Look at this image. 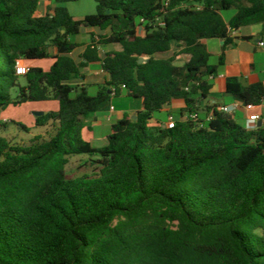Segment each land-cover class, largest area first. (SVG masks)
<instances>
[{"label": "trees", "instance_id": "trees-1", "mask_svg": "<svg viewBox=\"0 0 264 264\" xmlns=\"http://www.w3.org/2000/svg\"><path fill=\"white\" fill-rule=\"evenodd\" d=\"M40 1L0 0V111L58 105L34 118L47 137L27 145L0 137V264H264V129L248 131L214 108L203 128L149 126L172 100H183L181 115L198 111L222 64L209 63L203 41L228 46L233 32L256 25L264 36V0H94L82 19L65 6L81 0H52L51 14L37 17ZM86 28L110 33L76 64L69 38ZM98 44L121 50L100 60ZM173 45L190 57L181 66L157 57ZM49 48L57 56L47 71L15 74L18 62L49 58ZM94 62L107 77L90 95L72 81ZM122 90L140 104L136 119L116 122L107 144L93 147L86 120ZM226 94L255 106L264 86L229 78ZM74 156L91 173L68 177Z\"/></svg>", "mask_w": 264, "mask_h": 264}, {"label": "crops", "instance_id": "crops-1", "mask_svg": "<svg viewBox=\"0 0 264 264\" xmlns=\"http://www.w3.org/2000/svg\"><path fill=\"white\" fill-rule=\"evenodd\" d=\"M54 7L52 0H41L38 4L35 16H44L47 13L51 14ZM110 31L99 30L98 28H86L83 29L79 35L70 37L69 40L78 44V47L71 52L68 56L76 63L79 64L82 61L81 56L85 49L91 42H98L101 36H108ZM143 29H137V34L142 35ZM233 41L231 45L223 46L222 40H217L218 53L216 54V64L221 61V66L218 67L217 75L213 77L211 82V88L206 99L200 100L197 104L198 112L202 118H204L207 110L214 108L217 110L222 106H231L233 104H239V107L229 116L233 118L238 124L245 126V121L251 114H256L259 119L256 122L257 128L264 129V100L259 104L253 106L252 110L247 111L243 105L235 101L231 96L226 94V80L229 78H235L239 83L244 86H250L256 83H261L264 86V36L261 33V26L248 27L246 31L232 33ZM208 41H203L208 48ZM263 45L260 46L259 43ZM98 57L102 60L106 53L113 51H120L119 45H96ZM173 53L172 49L163 55L157 56L159 58H169ZM49 58L35 61H27L25 65L27 67H38L43 71H47L54 63L57 51L55 48L48 49ZM210 54V52H209ZM186 63L189 60V55L184 54ZM211 56V54H210ZM180 57L177 56V59ZM176 64V63H175ZM177 65V64H176ZM212 65V64H211ZM80 77L72 81V85H83L88 88L89 93L94 95L98 87L103 86L106 80V73L101 68V62H94L86 64L80 71ZM116 100L120 101L121 105L118 107ZM36 105V106H33ZM15 110L8 109L9 116H4V111H0V122H14L24 114V110L29 107L30 109L37 110L38 112L56 111L58 105L54 101L39 102V103H26L20 106H15ZM112 108V109H111ZM184 108V102L181 99L172 100L167 106H165L159 113L153 115L149 126L153 127H165L167 117L172 115L175 120L184 121L188 114H180V111ZM140 104L135 99H132L126 95L125 91H121L118 97L111 99L110 106L105 110V116L99 117L98 113L90 116L86 122L87 126L83 130V138L89 142L93 147H103L107 144V137L111 133L112 123L128 119L134 120L137 112L140 111ZM25 115V114H24ZM34 118L29 122L28 129L34 127ZM21 120H26L24 117ZM110 124V130L106 134L104 124ZM44 130V129H43ZM99 133H103L101 136ZM38 135H43L41 132ZM35 136V135H33ZM101 136V137H100Z\"/></svg>", "mask_w": 264, "mask_h": 264}, {"label": "rangeland", "instance_id": "rangeland-1", "mask_svg": "<svg viewBox=\"0 0 264 264\" xmlns=\"http://www.w3.org/2000/svg\"><path fill=\"white\" fill-rule=\"evenodd\" d=\"M66 8L69 12V14L74 18V19H82L85 16L92 15L95 13V2L94 0H81L79 2H72V3H67ZM232 15V12H225L223 13V17L225 20H228V18ZM143 29V28H142ZM243 32L247 30V28L242 29ZM208 48L209 52L211 54L209 63L212 65H216V54L218 53L217 49V40L212 39L208 41ZM180 48L177 46L173 45L172 51L173 53L170 54V57H174V61L177 65H183L186 58L184 54L180 52ZM177 56L180 57L177 59ZM21 84H23V79L21 78L20 80ZM15 94V93H14ZM91 95V93H90ZM118 107L121 105L120 101L116 100L115 101ZM20 106V105H19ZM36 106V105H33ZM11 108V110H15V106H9L7 107L4 111V116L8 117L9 116V111L8 109ZM38 112L37 110L30 109L27 107L24 110V114L16 119L14 122H7V123H2L0 122V137L6 138L10 140L12 144L17 143L19 145H27L28 140H30L33 135H38L41 132L45 137H47L46 133L49 129L43 130V128H37L33 127L32 129H29V132H24L22 131L18 125H24L26 127L29 126V122L33 119V113ZM98 113L99 117H104L105 116V110H101ZM24 117H26V120H21ZM1 118V117H0ZM134 120L136 117L133 118ZM114 124V122L112 123ZM105 133H108L110 130V124L105 123L104 125ZM103 133H99V135L103 136ZM100 136V137H101ZM31 137V138H30ZM85 161L87 159L85 157L81 156H74L69 159V163L66 166V173L68 177L74 178V177H79L82 176L83 174H89L92 171L91 167H86Z\"/></svg>", "mask_w": 264, "mask_h": 264}, {"label": "built area", "instance_id": "built-area-1", "mask_svg": "<svg viewBox=\"0 0 264 264\" xmlns=\"http://www.w3.org/2000/svg\"><path fill=\"white\" fill-rule=\"evenodd\" d=\"M169 0H166V2H168ZM187 6V5H186ZM184 6V7H186ZM196 9H199L198 6H195ZM139 22L142 24L143 23V20L140 19ZM142 29V26L139 25L137 27V29ZM260 46L263 45L262 42L259 43ZM29 71V68L26 67V66H23L20 62H18L15 66V74L19 77H23L25 76ZM210 80L213 79V77H210L209 78ZM122 89L124 88V86L121 87ZM187 90V89H186ZM239 107V104H233L231 106H222V107H219L217 109V111L221 114H224V115H230L232 114L234 111H236ZM243 107L247 110V111H250L252 110L253 108V105H243ZM112 109V108H111ZM259 117L256 115V114H251L248 116V118L246 119L245 121V126L244 128L246 130H255L257 129V126H256V122L258 121ZM212 120V112L211 111H208L205 113V116L204 118L201 117L200 115V112L196 111V112H192L190 114H188L186 116V119L184 121H189L191 123H193L194 125H196L198 128H203L208 122H210ZM175 126V118L172 116V115H169L167 117V120H166V123H165V127L167 129H173Z\"/></svg>", "mask_w": 264, "mask_h": 264}, {"label": "water", "instance_id": "water-1", "mask_svg": "<svg viewBox=\"0 0 264 264\" xmlns=\"http://www.w3.org/2000/svg\"><path fill=\"white\" fill-rule=\"evenodd\" d=\"M145 61H146L145 58H140V59L138 60V63L141 64V63H144ZM33 115H34L35 117H39V116H42V115H43V112H34Z\"/></svg>", "mask_w": 264, "mask_h": 264}]
</instances>
